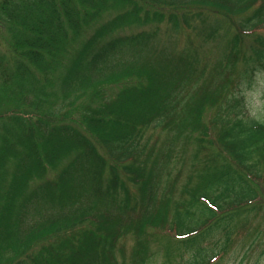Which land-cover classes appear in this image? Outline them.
Segmentation results:
<instances>
[{
  "label": "trees",
  "instance_id": "1",
  "mask_svg": "<svg viewBox=\"0 0 264 264\" xmlns=\"http://www.w3.org/2000/svg\"><path fill=\"white\" fill-rule=\"evenodd\" d=\"M105 1L3 0L12 33L0 85L37 83L32 68L47 73L68 56L62 87L77 81L84 92L121 69L111 62L122 50L153 42L155 33H121L147 21L189 41L222 39L225 62L204 77L194 55L163 56L151 44L162 61L122 67L129 84L113 97L97 89L99 105L76 125L38 101L34 111H0V264H222L240 250L241 260L262 254L264 117L249 113L242 88L264 65V0H120L126 10L70 51L67 33L78 36Z\"/></svg>",
  "mask_w": 264,
  "mask_h": 264
},
{
  "label": "rangeland",
  "instance_id": "2",
  "mask_svg": "<svg viewBox=\"0 0 264 264\" xmlns=\"http://www.w3.org/2000/svg\"><path fill=\"white\" fill-rule=\"evenodd\" d=\"M0 0V6L1 2ZM105 8L101 11L100 15L97 16L90 24L84 25L78 36L72 37L73 33L68 32L66 43L67 48L70 51L75 50L81 42L87 37L91 36L96 26L110 20L114 16L120 15L128 6H123L120 0H106ZM152 8V7H151ZM152 10H162L155 6ZM166 11V10H165ZM179 12L178 10L176 11ZM167 13V11H166ZM4 14L0 10V71L6 67L3 65L5 62L8 64L10 58V38L12 32H10V23L6 21L3 16ZM15 31V30H14ZM120 31V30H119ZM155 33L153 42L149 43L148 46L133 45L125 48L119 53L120 62H116L117 59L112 60L111 63L119 64L121 69L115 72H111V77L105 78L101 83L85 87V91L81 92L78 87L77 81L72 84L71 88L66 91L62 87L61 78L66 71L67 57L64 58L62 64H57L47 73L45 70L40 68H32L33 74L37 75L39 81L35 83L29 78L23 79H11L6 86L0 85V111L1 113L8 112L10 108L34 111L37 109L35 102L41 103L40 107L46 109V111H54L56 113L66 114L65 117H70L73 120V124L80 120L81 116L88 113L92 108H95L100 103V95L96 93L97 89H103L105 95L115 96L118 92L123 90L126 85L131 81L130 78L121 76L123 68L135 60H149L152 63H158L162 59L154 53L152 57L151 44L156 45L157 50H164L165 53L161 52L163 56H170V54H183L187 53L194 55L198 69L202 68V64L206 66V72L204 77H208V73L212 67H214L218 61L225 62V56L228 52V48L222 39L216 38L214 40L205 41L204 39L197 40L191 38V41L186 39V35L183 34V30H174L171 25L165 22L159 21H147L142 24H129L125 26L121 33L130 34L137 32ZM150 52V55H149ZM241 63L237 62L235 67L239 70ZM123 67V68H122ZM40 69V70H39ZM6 73V71H4ZM41 87L43 90H41ZM242 94L244 95L248 111L254 117H264V65L262 68L256 69L251 76V81L248 86L242 88ZM111 98V97H110ZM12 104V105H9ZM15 105L17 107H15ZM50 108V109H49ZM28 113V112H26ZM161 132L157 141H161L166 137L165 131L156 130L154 133ZM191 148H188L182 156L184 160H188L190 157ZM67 157L62 158L57 162L56 167H60L65 164ZM51 174V175H50ZM54 174V170H48L46 176L49 178ZM181 184L178 185V188ZM131 239L127 238L126 246L129 248L131 245ZM123 243V240L121 241ZM239 246V245H238ZM237 246V247H238ZM130 251V249H127ZM243 251L240 250L236 255H230L225 258L222 264H264V252L262 254H254V256L246 257L241 260ZM120 259V258H118ZM255 260L257 262H255ZM255 262V263H254ZM151 264H157L153 262Z\"/></svg>",
  "mask_w": 264,
  "mask_h": 264
}]
</instances>
